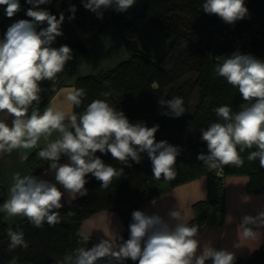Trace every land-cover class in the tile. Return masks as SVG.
I'll use <instances>...</instances> for the list:
<instances>
[{
	"label": "clouds",
	"instance_id": "1",
	"mask_svg": "<svg viewBox=\"0 0 264 264\" xmlns=\"http://www.w3.org/2000/svg\"><path fill=\"white\" fill-rule=\"evenodd\" d=\"M26 2L33 5L26 12L31 19L12 23L0 40V113L12 117L11 125L0 120V156L18 149H32L41 137L48 141L53 132L58 133V138L48 141L37 155L50 162L55 181L63 186L72 200L78 195H87L88 174L100 181L104 189L124 175V168L106 164L96 155L98 151L110 153L113 159L129 167L130 160L139 164L141 153L146 152L154 179L159 180L162 176L168 181L174 179L180 149L167 140L156 141L159 125L133 124L123 111H117L101 99L88 104L79 118L60 110L52 102L40 112L37 107L42 91L40 82L53 80L73 56L68 45L51 46L58 36L63 35L61 25L65 15L61 13L58 19L38 7L50 3V0ZM135 3L136 0H85L84 7L102 19V9L114 7L118 12H126ZM0 6H6L4 11L8 18L21 9L20 0H0ZM202 9L228 24L244 19L249 12L245 0H204ZM69 11L72 13L69 19H75V5H71ZM45 22L47 27L37 31L38 25ZM217 60L220 61V57ZM214 71L238 88L246 103L238 112H233L228 105L214 109L219 121L202 130L201 139L206 142L208 152H201L197 159L214 170L217 176H223L225 166L242 167L244 160L240 154L255 147L247 160L258 159L260 167L264 168V60L235 52L218 62ZM150 86L159 87L155 81ZM84 96L85 89L79 88L66 92L63 99L79 107ZM159 103L167 106L165 115L180 117L187 111L183 98L179 96L161 99ZM62 155H66L70 162L61 164ZM20 158L26 161L27 152H22ZM12 181L9 198L0 205V212L9 217L27 218L36 228L45 222L49 226L60 223L58 210L64 206L62 198L65 193L57 183L34 175H21L20 172L13 174ZM151 203L155 205L156 201ZM250 225L264 226V211L255 217L244 215L238 226L243 228L244 238L255 239L256 232ZM197 232V226L184 221L176 208L168 212L167 220L159 214L135 210L129 225V238L118 247H114L111 240L103 239L91 248H76L58 264H97L104 257L119 264H124L126 259L138 261V264H206L209 260L211 264H235V254L227 249L201 248L196 239ZM24 235L22 230L8 228L10 251L18 247L28 248ZM240 246V242L234 244V247ZM10 264H16V259L13 258Z\"/></svg>",
	"mask_w": 264,
	"mask_h": 264
},
{
	"label": "trees",
	"instance_id": "2",
	"mask_svg": "<svg viewBox=\"0 0 264 264\" xmlns=\"http://www.w3.org/2000/svg\"><path fill=\"white\" fill-rule=\"evenodd\" d=\"M84 3L83 0H50V3L38 6L56 15L58 19L61 13L65 15L61 25L63 35L56 38L52 47L68 45L72 51L86 55L91 45L99 40L113 22L120 23L128 34L136 33L135 25L114 7L102 9L101 19L97 13L85 9ZM203 3L204 0H141V18L147 25L163 29L171 38L161 56L156 60L150 53L132 51L131 56L117 66L97 74L81 75L74 84L75 89L83 88L86 91L81 105L74 106L78 116L93 100L101 99L117 111H123L133 124L144 123L148 127L159 125L155 134L156 141L167 140L180 149L174 166L175 178L171 181L165 180L163 176L159 180L154 179L152 164L146 152L141 153L142 160L139 164L130 160L129 167L113 159L110 153L98 151L96 155L106 164L117 169L124 168V175L114 179L104 189L101 188L100 181L88 174L85 185L87 195L80 196L59 209L63 217L55 226L45 223L36 228L27 218L10 225L4 221L6 214L0 212V264H10L13 258L16 259V264H58L66 254L82 247L80 227L83 220L101 210L117 211L125 220L126 230L118 238L120 244L129 238L132 212L137 210L132 205L141 206L150 196L162 191L164 185L173 187L204 174L216 175L214 170L208 169L197 159L201 152H208L206 142L201 139L202 130L219 121L215 108L228 105L233 112H238L245 101L238 88L215 74V65L235 52L251 54L264 60V0H245L248 15L234 24L225 23L215 14L205 13ZM20 5V11L11 18L5 14L6 6H0V20L15 17L31 19L26 12L33 5L26 0H20ZM71 5L76 7L75 19H69L72 15L69 11ZM43 27H47L46 22L38 25L37 31ZM181 44L184 45L181 47ZM217 57H220V61ZM167 59L171 60L169 67L164 65ZM154 81L159 87L150 86ZM41 89V99L37 106L40 112L48 106L55 91L50 87ZM103 93L110 95L104 96ZM176 96L183 98L187 111L180 117L165 115L167 106L161 105L159 101ZM39 150L27 159L34 173L40 172L50 163L38 157ZM254 150L255 147L242 152L240 155L244 160L243 166H225L222 176L248 175L247 190L250 193L264 192V168L260 167L258 159L247 160L249 152ZM222 177L218 176L219 179ZM163 183L165 184L162 185ZM7 199L8 197L0 195V205ZM213 204H219L218 207L222 210L220 199L194 204L196 225L205 222ZM9 227L24 232L28 248L9 250ZM126 260L128 264H138V261ZM206 264H211V261ZM235 264H264V245L246 260L235 255Z\"/></svg>",
	"mask_w": 264,
	"mask_h": 264
},
{
	"label": "crops",
	"instance_id": "3",
	"mask_svg": "<svg viewBox=\"0 0 264 264\" xmlns=\"http://www.w3.org/2000/svg\"><path fill=\"white\" fill-rule=\"evenodd\" d=\"M7 21L9 19L0 20V40L4 38L7 31ZM134 35L137 36L136 34ZM77 52L79 51H72L73 58L66 63L65 69L61 73H58L53 80H43L40 82V87L55 89L48 104L52 102L60 110L75 115L77 113H75L74 106L64 101V95L66 92L75 89L74 84L77 77L92 74L89 73L90 71H87L84 62L79 61L81 57L78 59L75 56ZM77 117L79 118L78 115ZM0 120H5L11 125L12 117L7 116L5 113H0ZM65 123H67V120ZM58 135V133L53 132L48 141L57 139ZM48 141L41 137L37 146L32 149H18L14 150L11 154L0 156L1 196L9 198L13 182L12 177L16 172H20L21 175H34L52 183H57L55 181V173L50 169L49 165L40 172L34 173L27 160L21 161L20 158L22 152H27L29 156L38 149L45 147ZM69 162L66 155L61 156V164ZM222 180L223 185L220 184V179L213 176V174H204L173 187L164 185L162 191L153 194L141 205L142 210L147 214H159L167 220L168 212L176 208L181 212L183 220L192 226L197 224L195 223L196 211L194 208L196 202L220 199L223 205L222 210L219 209V204L211 205L205 222L198 225L196 239L200 242L201 248L211 246L216 249H227L236 256L246 260L253 252L264 245V226L250 225L256 232L255 239L244 238L243 228L238 226L242 222L244 215L255 217L260 211H264V192L250 193L247 190L249 176L246 174L224 175ZM57 187L65 193L62 198L63 207L74 201L62 185L57 183ZM78 197L80 196L78 195ZM153 200L156 201L155 205L151 203ZM60 217H63V213H60ZM125 230L126 223L119 212L101 210L83 220L80 227L82 247L91 248L103 239L111 240L113 246L118 247V238ZM85 237H87V240H85ZM238 242H240L241 246L238 248L234 247V244ZM97 264H119V262L110 257H104L97 261ZM124 264H128L127 260L124 261Z\"/></svg>",
	"mask_w": 264,
	"mask_h": 264
},
{
	"label": "rangeland",
	"instance_id": "4",
	"mask_svg": "<svg viewBox=\"0 0 264 264\" xmlns=\"http://www.w3.org/2000/svg\"><path fill=\"white\" fill-rule=\"evenodd\" d=\"M140 5L141 0H136V3L126 12H122V14L135 25V34L138 36L140 44L143 46V48H145V50L153 55L157 60L168 47L171 38L166 35L163 29L157 26L147 25L145 23V21L140 16ZM18 20H21V18L15 17L13 19H9V21H7L8 23H6V26L9 27L12 23ZM77 30L79 29L77 28ZM126 33H128L127 30H124L120 23L113 22L108 28H106L99 40L93 44L86 56H82L83 54L81 52L75 53V56L78 59L81 57L79 61H83L87 71H90L89 73L92 74H97L107 69L113 68L131 56L132 51L127 45L125 38ZM206 39L207 37L205 35V41L207 43ZM183 45L184 44H181L180 46L182 47ZM164 65L169 67L171 65V60L167 59V62H164ZM245 103L246 102H243V104ZM164 184L165 183L162 185ZM132 206V208L137 210L141 208L140 205ZM22 218L23 217L19 216L9 217L5 215L4 221L12 225Z\"/></svg>",
	"mask_w": 264,
	"mask_h": 264
},
{
	"label": "water",
	"instance_id": "5",
	"mask_svg": "<svg viewBox=\"0 0 264 264\" xmlns=\"http://www.w3.org/2000/svg\"><path fill=\"white\" fill-rule=\"evenodd\" d=\"M83 1H85V0H83ZM125 38H126V41H127V45L129 46V48H130L131 51L148 53V51H146L145 48H143V46L140 44V40H139L138 36H135V35H131V34L126 33L125 34ZM60 213L61 212L59 211V214Z\"/></svg>",
	"mask_w": 264,
	"mask_h": 264
},
{
	"label": "built area",
	"instance_id": "6",
	"mask_svg": "<svg viewBox=\"0 0 264 264\" xmlns=\"http://www.w3.org/2000/svg\"><path fill=\"white\" fill-rule=\"evenodd\" d=\"M215 177H218L217 175H214ZM220 177H222V176H220ZM223 178V177H222ZM220 184L221 185H223V180L222 179H220ZM196 226V225H195ZM197 228H198V226H197Z\"/></svg>",
	"mask_w": 264,
	"mask_h": 264
},
{
	"label": "bare ground",
	"instance_id": "7",
	"mask_svg": "<svg viewBox=\"0 0 264 264\" xmlns=\"http://www.w3.org/2000/svg\"><path fill=\"white\" fill-rule=\"evenodd\" d=\"M213 176H214V174H213ZM196 226H198V225H196ZM199 227V226H198Z\"/></svg>",
	"mask_w": 264,
	"mask_h": 264
}]
</instances>
